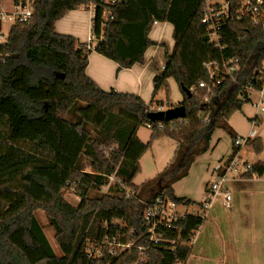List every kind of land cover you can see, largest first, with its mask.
Masks as SVG:
<instances>
[{"label": "trees", "instance_id": "trees-1", "mask_svg": "<svg viewBox=\"0 0 264 264\" xmlns=\"http://www.w3.org/2000/svg\"><path fill=\"white\" fill-rule=\"evenodd\" d=\"M227 1V13L217 27L219 47L211 41L209 24L203 22L204 0H118L102 5L99 1L92 21L97 40L92 50L88 43L55 31L57 21L89 0H36L33 19L13 28L9 43L0 47L4 55L0 59V264L188 261L206 217L178 214L168 226L158 225L152 240L143 213L158 197L185 208L203 207L207 199L197 203L178 197L173 186L210 150L217 129L232 140L229 161L240 151L229 121L249 103L239 98L243 88L260 87L264 27L238 18L239 0ZM104 10L110 16L105 17ZM155 22L172 25L175 42L171 53L166 50L164 69L154 78L155 94L166 80L174 79L184 101L167 110L184 106L185 119L151 121L148 115L159 111L138 96L102 90L86 74L93 51L119 69L144 63L147 50L156 45L150 39ZM228 59L239 62L240 86L227 78L212 95L200 88L199 82L208 79L206 66ZM146 125L151 135L143 143L138 131ZM163 138L178 143L174 161L156 179L138 187L135 179L142 171V157ZM249 143L256 154L262 153L261 139ZM85 166L93 171L86 172ZM114 173L115 182L106 195L97 194ZM253 173L263 176L264 163L255 164ZM123 185L136 195L127 198ZM71 186L81 197L78 206L64 199V190ZM206 192L210 193L209 185ZM147 193L150 197L144 201ZM39 210L55 230L61 256L36 217ZM91 243L98 244L100 256L89 257Z\"/></svg>", "mask_w": 264, "mask_h": 264}, {"label": "crops", "instance_id": "crops-1", "mask_svg": "<svg viewBox=\"0 0 264 264\" xmlns=\"http://www.w3.org/2000/svg\"><path fill=\"white\" fill-rule=\"evenodd\" d=\"M55 31L61 35L73 36L82 43H88L92 35V13L87 7L70 11L56 22ZM173 31L174 28L169 23L157 22L154 24L150 39L156 45L147 50L144 63L136 64L130 69H119L118 64L93 51L89 56V64L86 69L87 76L106 92L113 90L120 94L138 96L148 106H154V109L162 107L165 110V106L168 109L169 106L179 105L184 101V96L174 79L166 80L165 85L156 94L154 83V78L165 66L166 50L171 53L174 49L175 42L173 45H169L166 40L169 34L173 39ZM255 114L254 109V114L248 119L250 126ZM263 126L264 115L258 129ZM232 128L237 131L240 130L236 126ZM237 131L235 132L237 133ZM237 135L238 138L247 136L239 133ZM257 138L261 139L263 144L261 154H256L250 143L240 147L241 156L254 165L259 162L264 163V132L258 131ZM165 139L168 138L157 140L152 148L155 147L156 143ZM174 143L171 144L173 152L178 147V143L176 141ZM209 151L198 157L192 168L193 166H200L201 159L206 157ZM144 156L140 161L141 169ZM229 157L214 163L216 164L215 167L211 168L212 181L217 173V167L221 166ZM192 168L189 173H191ZM218 173L221 174V171ZM246 174L230 176L229 178V188L232 194L230 207L226 205L223 196L219 195L213 200L205 222L193 240L192 253L185 264H264V175ZM242 175L247 177H241ZM189 176L188 174L185 178ZM211 182L207 183L206 181L203 185L207 195L206 187ZM174 193H176L175 189ZM176 196L178 195L176 194ZM206 196L199 203L205 202L208 199ZM180 208L185 207L178 208L180 213L190 211V208H185V210H180Z\"/></svg>", "mask_w": 264, "mask_h": 264}, {"label": "built area", "instance_id": "built-area-1", "mask_svg": "<svg viewBox=\"0 0 264 264\" xmlns=\"http://www.w3.org/2000/svg\"><path fill=\"white\" fill-rule=\"evenodd\" d=\"M89 0V4L82 5V8H88L92 13V21L95 18V13L97 8L96 3L114 4L118 0ZM204 19L203 22L209 24L210 38L213 43L219 47V35L217 27L220 23V18L223 14L227 13L229 2L225 4V8L219 4L217 5L214 0H204ZM218 6H221L218 8ZM36 7V0H0V47L6 46L9 43V38L12 29L20 26L22 24L30 22L34 17ZM104 16H110L109 11L104 10ZM238 18L250 19L253 24H262L264 27V0H239V10ZM93 23V22H92ZM157 22H155L156 24ZM105 23L102 24V27ZM97 40L91 35L88 41V48L94 49ZM8 56V55H6ZM4 55L0 53V59ZM208 79L201 80L199 82V87L206 89L208 93L213 94L214 88L222 84L225 79H230V81L239 85L240 83L236 78V73L240 70L239 62L237 59H228L221 62H212L206 66ZM164 69V67L162 68ZM262 79L259 88H253L252 86H246L243 88L239 98L243 101H248L255 109V116L251 122V130L245 138H238L235 142L236 146L243 147L249 144L250 140H254L258 137V127L261 124L262 116L264 115V64L262 68ZM207 101V99H206ZM154 111H164L162 107L157 109L152 108ZM146 128H150V125H146ZM241 151V150H240ZM234 156L230 161L229 158L225 160L221 166L217 167V173L213 177V181L210 183V193L208 194V199L204 203L200 210L194 211L187 210L186 212L191 214H197L201 217H206L208 211L212 206L213 200L217 196H223L226 205L230 207L232 201V194L229 188V178L230 176H239L243 173H253L254 164L246 161L241 153ZM107 152V151H106ZM221 171V174L218 173ZM116 173L109 177V183L104 188L106 191L109 190L112 183L115 182ZM121 183L120 180H118ZM123 189L126 192L127 198L134 197L136 191L130 187L123 185ZM181 207L175 202L168 198L158 197L152 206H149L143 213L145 221L151 226L150 231L152 232V240L154 239V231L158 225L168 226L174 217L180 213L178 208ZM119 247H121L119 245ZM125 248V246H123ZM90 258H96L99 253L97 245L92 249L88 250Z\"/></svg>", "mask_w": 264, "mask_h": 264}, {"label": "rangeland", "instance_id": "rangeland-1", "mask_svg": "<svg viewBox=\"0 0 264 264\" xmlns=\"http://www.w3.org/2000/svg\"><path fill=\"white\" fill-rule=\"evenodd\" d=\"M214 2L217 4H220L222 8H225V4L227 0H214ZM166 40L169 45H173L174 41L170 34L169 36L166 37ZM153 107L154 106H151V108ZM166 109L167 107L165 106V110ZM253 114H254L253 107L250 104H246L243 107L242 111L237 112L232 116L229 123L232 127L236 126L238 127V129H240L239 130L240 132H239L234 128L235 131H237V133L242 134V135H248L250 128H251L248 119ZM202 117H203L204 123H206L207 117L205 115ZM258 131L260 133L264 132V126L260 127ZM150 135H151L150 129L146 127H140L138 131V138L143 143H147L149 141ZM171 144H175V143L174 141L170 139L161 140L160 142L156 143L155 147H153L144 156L142 160V171L135 179V184L138 187H141L144 183L150 180L156 179V177L162 174L164 170L166 169V167H168V165H170L172 161H174L176 151L173 152V149L171 148ZM210 148L211 149L208 155H206V157L201 159L200 166H193V168L191 167L192 171L191 173H189L190 176L174 184L173 187L176 192L175 194H177L180 197H188L196 201L197 203H199V201H202L203 197L207 195L205 193L203 185L206 181L207 183L212 181L211 168L213 169V167H215L216 164L214 163L219 162L221 159H224V158L226 159L227 157L231 155L232 140L230 136L226 132H224L222 129H217L214 132ZM105 153L107 152L105 151ZM218 157H220L219 160H217ZM85 171L92 172L93 170L90 167L85 166ZM169 178L170 177L168 176V179ZM106 193H107L106 189H102L100 193H97V194L106 195ZM94 195L95 193H93L92 196ZM63 196H64V199L70 204H72L73 206H78L81 202V197L79 196L77 188L75 186L66 188L63 192ZM149 197H150V193H147L146 195H144V201L147 200ZM198 209H199L198 206H194L190 208V211L191 210L197 211ZM180 210H185V208H180ZM36 217L39 223L43 226L45 235L47 239L49 240V243L51 244L56 255L61 256V251L58 247L56 237H55V230L53 229V227L50 226L46 213L42 210H39L36 212ZM96 245L98 246L97 243L89 244L88 250L92 249ZM97 255L100 256V253H98Z\"/></svg>", "mask_w": 264, "mask_h": 264}, {"label": "water", "instance_id": "water-1", "mask_svg": "<svg viewBox=\"0 0 264 264\" xmlns=\"http://www.w3.org/2000/svg\"><path fill=\"white\" fill-rule=\"evenodd\" d=\"M64 78V77H63ZM188 94H190V91H187ZM187 116L186 109L184 106H178L176 108H172L166 111H159V112H154L150 113L148 115V118L151 121H158V122H163V121H172V120H181L185 119Z\"/></svg>", "mask_w": 264, "mask_h": 264}]
</instances>
